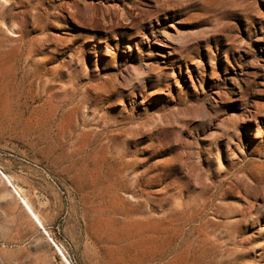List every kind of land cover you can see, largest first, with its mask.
<instances>
[{"label":"rangeland","instance_id":"obj_1","mask_svg":"<svg viewBox=\"0 0 264 264\" xmlns=\"http://www.w3.org/2000/svg\"><path fill=\"white\" fill-rule=\"evenodd\" d=\"M63 254L264 264V0H0V264Z\"/></svg>","mask_w":264,"mask_h":264},{"label":"bare ground","instance_id":"obj_2","mask_svg":"<svg viewBox=\"0 0 264 264\" xmlns=\"http://www.w3.org/2000/svg\"><path fill=\"white\" fill-rule=\"evenodd\" d=\"M168 4H165V6H167ZM247 15V14H246ZM1 178L4 182H6L11 188L13 193L19 197V199L21 200L25 210L29 213V215L32 217V219L34 220V222L46 232V228L45 225L41 219V217L34 211L33 207L31 206V203H29V201L22 195L21 189L18 188L14 183H13V179L12 177H10L9 175H7L6 173L2 172L1 173ZM64 259L66 261L67 264H71V262L68 260L67 256L65 254H63Z\"/></svg>","mask_w":264,"mask_h":264}]
</instances>
